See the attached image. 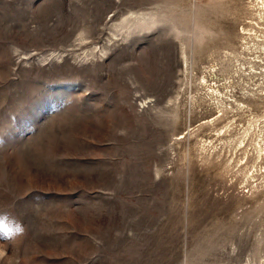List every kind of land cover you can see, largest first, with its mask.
<instances>
[{"label": "rangeland", "instance_id": "1", "mask_svg": "<svg viewBox=\"0 0 264 264\" xmlns=\"http://www.w3.org/2000/svg\"><path fill=\"white\" fill-rule=\"evenodd\" d=\"M0 264H264V0H0Z\"/></svg>", "mask_w": 264, "mask_h": 264}, {"label": "clouds", "instance_id": "2", "mask_svg": "<svg viewBox=\"0 0 264 264\" xmlns=\"http://www.w3.org/2000/svg\"><path fill=\"white\" fill-rule=\"evenodd\" d=\"M12 225H15L20 232L23 231L22 225H20L14 218L10 217L8 214H0V227L6 229Z\"/></svg>", "mask_w": 264, "mask_h": 264}, {"label": "snow or ice", "instance_id": "3", "mask_svg": "<svg viewBox=\"0 0 264 264\" xmlns=\"http://www.w3.org/2000/svg\"><path fill=\"white\" fill-rule=\"evenodd\" d=\"M16 231H19V229L17 228ZM0 234H2L5 237H7L9 235V230L0 227Z\"/></svg>", "mask_w": 264, "mask_h": 264}]
</instances>
